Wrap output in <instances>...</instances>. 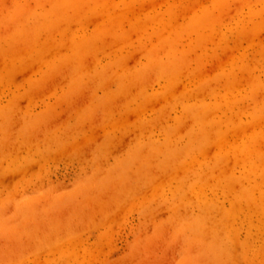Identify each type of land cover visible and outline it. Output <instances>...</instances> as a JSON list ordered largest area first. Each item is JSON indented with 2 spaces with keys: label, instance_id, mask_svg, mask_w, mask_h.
I'll return each mask as SVG.
<instances>
[{
  "label": "rangeland",
  "instance_id": "374dc122",
  "mask_svg": "<svg viewBox=\"0 0 264 264\" xmlns=\"http://www.w3.org/2000/svg\"><path fill=\"white\" fill-rule=\"evenodd\" d=\"M0 264H264V0H0Z\"/></svg>",
  "mask_w": 264,
  "mask_h": 264
}]
</instances>
